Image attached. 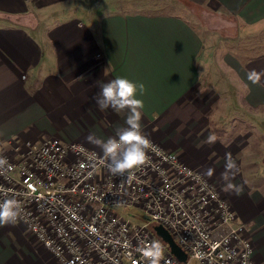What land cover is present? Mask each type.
<instances>
[{"label":"crops","instance_id":"1","mask_svg":"<svg viewBox=\"0 0 264 264\" xmlns=\"http://www.w3.org/2000/svg\"><path fill=\"white\" fill-rule=\"evenodd\" d=\"M192 10L235 19L248 34L264 30V0H0V149L59 137L99 151L85 138L115 136L128 115L98 108L101 85L142 82V130L219 184L264 264V52L216 63ZM229 153L238 193L220 180ZM0 264L55 262L23 226L6 224Z\"/></svg>","mask_w":264,"mask_h":264},{"label":"built area","instance_id":"2","mask_svg":"<svg viewBox=\"0 0 264 264\" xmlns=\"http://www.w3.org/2000/svg\"><path fill=\"white\" fill-rule=\"evenodd\" d=\"M141 168L113 175L101 150L59 137L0 149V202L16 198L15 223L55 264H150L140 249L158 238L161 225L189 264H256L246 226L239 222L214 181L184 165L158 143ZM84 149L82 151L81 149ZM140 210L133 224L118 213ZM159 264H182L163 245Z\"/></svg>","mask_w":264,"mask_h":264},{"label":"clouds","instance_id":"3","mask_svg":"<svg viewBox=\"0 0 264 264\" xmlns=\"http://www.w3.org/2000/svg\"><path fill=\"white\" fill-rule=\"evenodd\" d=\"M249 80L258 82L259 74L252 70L249 73ZM145 92V85L142 82L134 83L126 78H115L101 85L99 92L94 97L98 108L103 111L111 108L116 111L127 110L125 127L117 129L116 135L102 139L94 133H90L85 139L89 144L98 147L106 162L109 171L113 175L123 176L137 168L143 167L149 159L148 151L155 146L142 130L143 100L138 98ZM217 141V136L210 133L205 143L211 145ZM84 151V149H81ZM8 164L6 157H0V167ZM237 164L231 154H226L225 170L220 175L227 190L239 189L232 184L236 175ZM213 170L207 169L204 175H212ZM22 215V207L16 198H8L0 202V225L15 224ZM141 253L149 260L150 264H159L163 256V244L157 239L149 246L140 249Z\"/></svg>","mask_w":264,"mask_h":264},{"label":"rangeland","instance_id":"4","mask_svg":"<svg viewBox=\"0 0 264 264\" xmlns=\"http://www.w3.org/2000/svg\"><path fill=\"white\" fill-rule=\"evenodd\" d=\"M192 13L195 16V19L205 27V30L214 40L213 57L216 58V63H219L222 58L225 61H231L232 59H235L242 62L264 52V30H262V28L257 30L258 33L248 34L242 29L241 26H239L237 20L235 19H229L217 13H211L207 11L203 12L200 10H192ZM221 64V66H224L225 62H221ZM225 71L226 70H224V72ZM218 74L221 75V71L218 70ZM214 182L218 187L219 184L216 181ZM118 213L125 220L137 225L142 224L146 219L140 210L134 208H123L118 210ZM245 226L247 231V225L245 224ZM173 241L176 243L174 239ZM189 264H196V262L193 261Z\"/></svg>","mask_w":264,"mask_h":264},{"label":"water","instance_id":"5","mask_svg":"<svg viewBox=\"0 0 264 264\" xmlns=\"http://www.w3.org/2000/svg\"><path fill=\"white\" fill-rule=\"evenodd\" d=\"M152 231L155 236L162 241L167 247L168 252L179 262L185 263L186 254L178 247V245L173 241L170 234L161 226L156 225L152 227Z\"/></svg>","mask_w":264,"mask_h":264},{"label":"trees","instance_id":"6","mask_svg":"<svg viewBox=\"0 0 264 264\" xmlns=\"http://www.w3.org/2000/svg\"><path fill=\"white\" fill-rule=\"evenodd\" d=\"M164 245V244H163ZM165 246V245H164ZM166 247V246H165Z\"/></svg>","mask_w":264,"mask_h":264}]
</instances>
